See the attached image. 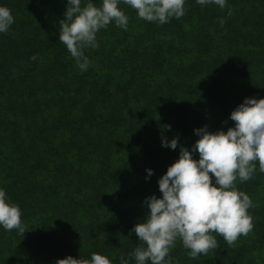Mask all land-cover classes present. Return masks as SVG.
<instances>
[{
	"label": "trees",
	"instance_id": "1",
	"mask_svg": "<svg viewBox=\"0 0 264 264\" xmlns=\"http://www.w3.org/2000/svg\"><path fill=\"white\" fill-rule=\"evenodd\" d=\"M67 3L0 0L14 16L0 33V189L26 226L24 236L0 227V264L128 259L143 201L161 197L180 146L191 150L204 126L226 132L245 98H264V0H227L223 10L185 0V15L163 25L121 3L127 31L100 30L84 72L59 42ZM162 137H179L178 148ZM237 188L253 201L252 232L233 247L217 237L219 248L196 259L178 240L173 264H264V173Z\"/></svg>",
	"mask_w": 264,
	"mask_h": 264
},
{
	"label": "clouds",
	"instance_id": "2",
	"mask_svg": "<svg viewBox=\"0 0 264 264\" xmlns=\"http://www.w3.org/2000/svg\"><path fill=\"white\" fill-rule=\"evenodd\" d=\"M123 3L137 13L139 19L160 25L185 15V0H68L64 18L59 21V42L66 46L81 72L87 71L92 61L85 54L97 49V34L114 22L127 31L129 17L119 7ZM196 3L227 7V0H196ZM228 16L232 15L228 8ZM225 19H220L221 27ZM14 24L11 9L0 6V33H8ZM32 60L37 56L33 55ZM234 127L227 131L210 132L207 126L194 130L199 137L191 150L180 146L179 158L167 168L158 180L161 197L145 198L147 213L129 235L138 238L128 259L120 257V264H173L170 251L179 240L188 256L196 259L219 248L217 237L229 247L241 236H248L253 228L254 207L248 194L237 188V182L252 179L257 167L264 173V98H245L230 114ZM179 137H162V147L175 150ZM198 153L199 159L193 158ZM148 179L152 170H146ZM214 178V182H213ZM18 204L9 202L4 189H0V227L5 231L26 233ZM56 264H112L99 253L90 258L68 256Z\"/></svg>",
	"mask_w": 264,
	"mask_h": 264
}]
</instances>
